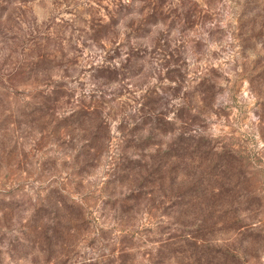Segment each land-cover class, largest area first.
<instances>
[{"label": "rangeland", "instance_id": "rangeland-1", "mask_svg": "<svg viewBox=\"0 0 264 264\" xmlns=\"http://www.w3.org/2000/svg\"><path fill=\"white\" fill-rule=\"evenodd\" d=\"M263 2L0 0V264H264Z\"/></svg>", "mask_w": 264, "mask_h": 264}, {"label": "trees", "instance_id": "trees-1", "mask_svg": "<svg viewBox=\"0 0 264 264\" xmlns=\"http://www.w3.org/2000/svg\"><path fill=\"white\" fill-rule=\"evenodd\" d=\"M264 3V2H263ZM262 6H264V4H262ZM262 10H264V7H262ZM80 111V110H79ZM143 112V111H142ZM147 112H143L141 113L142 116V120L140 121L141 126L145 125L147 120L151 119V116L146 114ZM157 114H162L160 111H155V113L153 114V119L156 120V123L151 124L150 122H148V126L151 130L154 129H158L159 132L163 133L164 131H166L167 127L164 125L163 121H160V117L157 116ZM83 118H92L91 116H83ZM169 121V120H168ZM167 121V122H168ZM73 122V121H72ZM137 128V127H136ZM178 137L180 138H176V139H181L182 138V134L179 133L177 134ZM141 136V137H140ZM96 137H100V134H97L96 131H92L91 133H88L87 135H81L79 137V139H82V145H87L88 149H92L94 146L93 144V140ZM148 137V135L144 136V135H138V139H141L139 142L137 141H133L131 140V142L128 141V143H125L123 145V147H128V146H138L140 145L138 148H142V146L146 143L144 138ZM157 148L153 151H144L145 155L144 157H138L136 159L130 158V153H121V154H125V155H120L119 157H117V160L115 162L114 167L112 168V172L111 175L112 176H116L119 175V177H124L126 174H131L137 178V183H135L131 188L132 191L137 190L136 195H138L139 193L141 194H149V192L156 187L159 191V193L161 192V187H162V183H161V179H162V174H163V168H164V160L161 157V150L159 148V143L156 144ZM122 146V145H121ZM192 147V146H191ZM191 147L189 148V152H193V149H191ZM172 157H177L178 153L177 152H173ZM144 159V162H142V160ZM135 162V164H132L131 167V163ZM135 167V168H134ZM172 168L173 170L176 171L175 177L177 176V171L181 168L177 166V163L175 161H172ZM156 182V183H155ZM196 186L192 185V182L189 183L186 186V191H183V194H187V195H191L194 191V188ZM136 188V189H135ZM194 194V193H193ZM174 197H177L175 193H173ZM127 198V197H126ZM135 197H132L131 199H133ZM175 199L173 200L172 205H174ZM65 210L64 214V218L65 220H67L69 223L65 226L66 228V233H70L72 234L74 229H73V220H74V215L72 214V212L70 213L68 211V209L63 208ZM59 218V216H57ZM57 224V221H56Z\"/></svg>", "mask_w": 264, "mask_h": 264}]
</instances>
